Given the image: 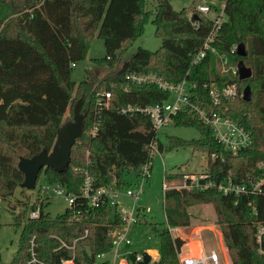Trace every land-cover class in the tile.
Listing matches in <instances>:
<instances>
[{
  "label": "trees",
  "instance_id": "1",
  "mask_svg": "<svg viewBox=\"0 0 264 264\" xmlns=\"http://www.w3.org/2000/svg\"><path fill=\"white\" fill-rule=\"evenodd\" d=\"M155 1L153 23L162 41L160 48H139L121 71H115L120 52L132 47L143 34L152 13L148 0H0V198L10 200L24 182L18 166L21 158L52 150L58 129L73 117L80 100L85 116L84 132L72 149L69 168L64 173L52 168L45 172L50 185L64 187L78 197L75 208L52 217L46 213L48 202L44 200L37 220L29 218L37 203L23 204L22 218L11 210L14 227L21 228L11 264H28L33 238L37 258L44 264H61L68 253L66 248L60 249L61 241L69 245L76 241L77 264H109L99 261L98 256L112 252V233L123 227V221L110 201L89 209L80 196L84 172L93 178L95 188L124 189L130 185L129 176L138 178L145 165L153 162V145L160 153L180 147L207 152L208 179L201 183L231 179L248 185L250 179L258 181L263 176L259 165L264 162V0H227L226 20L220 26L196 10L201 0L181 11L175 10L171 0ZM194 14L196 21L191 20ZM213 33L218 55L228 57L235 66L243 61L253 71L251 78L222 75L219 56L210 52L199 64H193ZM95 37L104 41L106 50V56L95 63L115 72L101 80L76 83L71 77L73 65L87 59ZM240 44L246 47L245 57L237 54ZM131 74L156 76L175 85L185 80L197 83L199 101H205L210 112L216 110L241 125L251 135L252 144L232 155L215 138L211 125L184 111L173 117L174 125L196 128L200 138L169 136L164 145L148 116L121 111L161 104L172 95L153 83L128 81ZM232 82L237 83V96L215 107L204 84L222 87ZM247 86L252 92L249 102L242 96ZM103 91L112 96L109 109L100 105ZM94 127L97 132L92 135ZM213 154L216 159L211 158ZM184 175L166 174L165 179L183 181ZM199 205L214 207L215 224L232 264H264L256 238L257 225L264 224V194L235 197L216 188L200 190L195 186L164 192L168 227L145 221L158 240L160 259L153 264H179L182 247V257L194 255L195 241L185 244L183 239L174 238L170 229L190 228L194 220L191 208Z\"/></svg>",
  "mask_w": 264,
  "mask_h": 264
},
{
  "label": "built area",
  "instance_id": "2",
  "mask_svg": "<svg viewBox=\"0 0 264 264\" xmlns=\"http://www.w3.org/2000/svg\"><path fill=\"white\" fill-rule=\"evenodd\" d=\"M225 6L226 2L222 3L221 7H217L210 2H202L198 4L196 10L214 20L216 26H220L222 22L226 20L225 16ZM216 13L212 16L210 14ZM214 33L209 36L205 41L203 48L196 54L193 64H199L208 54V52L218 55L213 42L215 40ZM237 49V48H236ZM218 69L222 75L227 73H232L234 76H238L237 66L232 65L229 58L226 56L218 55ZM75 66V65H73ZM128 81L137 84H156L165 91H168L172 97L169 101L157 104L154 106L140 108L130 106L128 108L122 109L123 114H129L134 112H140L148 116L157 133L159 134L161 130L166 127L174 125L173 117L184 111H190L194 113V116L198 117L201 121L212 126L215 138L224 146V148L230 152L232 155H238L241 151L248 148L252 144L251 135L237 122L229 117H224L219 114L216 110L210 112L205 105V101H199L196 95V90L198 88L197 83H192L189 81H183L179 84H170L167 82H162L156 76H146L131 74L126 77ZM204 88L209 89V98L212 104L217 107L222 104L224 100H231L235 98L238 94V86L236 82L227 84L226 86L219 87L217 84H204ZM111 94L103 91L101 93V98L99 100L100 105L106 107L107 109L111 106ZM97 132V127H94L91 131L92 135ZM152 152L154 155L158 153L156 145H153ZM212 159H216V156L211 155ZM259 168L263 170V176L258 180L254 181L250 179L248 185H239L233 182L231 179L221 182L207 181L201 183V180L208 179L206 173L201 175L186 174L184 175L183 183L180 186L174 185L175 181L166 182L163 185L164 192L170 189H183L191 188L193 186L199 188L200 190H206L210 188H216L224 195H233L235 197L241 196H251L264 194V162L259 165ZM152 163L145 165L142 174L136 178L139 188L135 191L131 190L129 187L131 184L124 189H119L117 187H101L95 188L93 178L84 172V180L81 187V198L88 203L89 209H95L99 207L102 203L110 201L114 206H117V212L123 221V227L114 231L113 236V250L110 254L98 256L99 261H107L109 264H132L130 255L135 254L137 259L136 262L143 261V255H137L131 251L122 252L123 248H130L132 246V241L129 238V227L133 223L141 222L142 213L149 212L150 209L136 208L133 207L132 210H128L125 206L119 203V198L125 191L126 197L138 200L142 195V188L144 184L151 178ZM56 194L58 196H63L69 201V207L71 210L75 208V203L77 196L72 192L68 191L64 187L57 186ZM44 202L42 200L38 204L36 210H32L29 213V218L32 220H37L40 218V204ZM171 231V229H170ZM87 237L86 235L83 238ZM257 243L259 245V253L264 256V224L259 223L257 225L256 233ZM61 241V240H60ZM61 248H66L68 253L62 257L61 264H77L79 260V254L76 249V241L73 245H69L66 242L61 241ZM30 261L28 264H44L38 260L35 238L30 242L29 247ZM183 247L179 253V264H221L219 253L216 250H212L210 254L201 256L186 255L182 257Z\"/></svg>",
  "mask_w": 264,
  "mask_h": 264
},
{
  "label": "rangeland",
  "instance_id": "3",
  "mask_svg": "<svg viewBox=\"0 0 264 264\" xmlns=\"http://www.w3.org/2000/svg\"><path fill=\"white\" fill-rule=\"evenodd\" d=\"M227 0H201L202 2H210L217 7H221L222 3ZM171 3L176 11H181L184 8H190L194 0H171ZM156 8L155 0H148V9L152 12L149 20L144 26L142 36L130 47L128 50L120 52V61L115 71H121L128 60L137 52L139 48L156 51L160 48L162 41L156 36V28L153 23ZM210 15H216L212 13ZM106 56L104 41L95 37L89 47L87 59L75 65L72 71V79L79 83L85 79H103L112 75L115 71H110L106 68H101L95 63V59H101ZM243 96V95H242ZM71 116L70 111L67 114ZM159 140L167 145L168 137L175 136L182 139H199L200 132L193 127H177L175 125L164 128L158 134ZM208 166V153L196 152L192 148H176L173 150H166L158 152L154 156L152 162L151 178L142 188V195L138 200L124 196L123 190L119 203L125 206L128 210L136 208L150 209L149 212L142 213L141 222L133 223L129 227V238L132 241L130 248H123L122 252L129 249L132 253L143 255L148 253L153 257L151 264L157 261L159 257L153 256L152 252L158 250V240L150 230V223H156L162 227H168L166 214L164 210V188L163 185L169 181L165 179L166 174H195L201 175L206 173ZM46 169H43L37 181L35 190H25V195L22 194V188H17L15 194L10 200H2L0 198V258L3 264H11L14 259L19 245L21 228L14 227V214L22 218L24 205L32 204L45 200L48 202L46 206V213L52 217L62 215L69 207V201L63 196L56 194V186L50 185L45 175ZM129 188L133 191L137 190L139 186L134 175L128 177ZM183 183L181 179L175 181L174 185L180 186ZM47 199V200H46ZM12 210V211H11ZM194 214L192 226L188 229L172 228L171 234L174 238H181L185 244L195 241L193 245L194 255L201 256L208 255L212 250H216L220 256L221 264H232L228 249L224 244V239L219 227L215 224V210L212 205H199L191 208ZM184 244V245H185ZM204 249V250H203ZM157 252V251H155ZM158 254V252H157ZM211 264V263H209Z\"/></svg>",
  "mask_w": 264,
  "mask_h": 264
},
{
  "label": "water",
  "instance_id": "4",
  "mask_svg": "<svg viewBox=\"0 0 264 264\" xmlns=\"http://www.w3.org/2000/svg\"><path fill=\"white\" fill-rule=\"evenodd\" d=\"M191 20H198V16L196 14L192 15ZM237 54L240 57L247 56L244 44L238 46ZM237 69L240 80L249 79L253 75L252 69L247 67L243 61L238 63ZM251 95V88L247 86L243 92V100L247 102L251 101ZM82 105L83 101L80 100L74 107L73 117L58 129L57 139L51 151L43 150L30 159H20L18 166L24 174V182L21 184V188L30 191L35 190L43 169L52 168L58 173H64L69 168L72 149L84 132L85 116L81 112ZM143 258L142 262H136V255H130L132 264H151L152 257L149 253L143 254Z\"/></svg>",
  "mask_w": 264,
  "mask_h": 264
},
{
  "label": "crops",
  "instance_id": "5",
  "mask_svg": "<svg viewBox=\"0 0 264 264\" xmlns=\"http://www.w3.org/2000/svg\"><path fill=\"white\" fill-rule=\"evenodd\" d=\"M128 250H129V249H127V251H128ZM203 250H204V249H203ZM129 251H130V250H129ZM150 251H152V250H149V251H148V253H149ZM155 251H157V252H158V256H159V257L157 258V261H159V259H160V253H159V251H158V250H155ZM157 252H156V253H157ZM202 254H203V251H202ZM157 261H156V262H157Z\"/></svg>",
  "mask_w": 264,
  "mask_h": 264
},
{
  "label": "bare ground",
  "instance_id": "6",
  "mask_svg": "<svg viewBox=\"0 0 264 264\" xmlns=\"http://www.w3.org/2000/svg\"><path fill=\"white\" fill-rule=\"evenodd\" d=\"M152 254H153V256H156V257H157V255H158L155 251H153ZM150 256H151V255H150ZM193 256H197V255H193ZM198 256H199V255H198ZM151 257H152V256H151ZM152 259H153V257H152Z\"/></svg>",
  "mask_w": 264,
  "mask_h": 264
}]
</instances>
